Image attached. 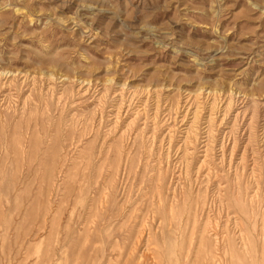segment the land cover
<instances>
[{
    "label": "rangeland",
    "instance_id": "obj_1",
    "mask_svg": "<svg viewBox=\"0 0 264 264\" xmlns=\"http://www.w3.org/2000/svg\"><path fill=\"white\" fill-rule=\"evenodd\" d=\"M0 264H264V0H0Z\"/></svg>",
    "mask_w": 264,
    "mask_h": 264
}]
</instances>
